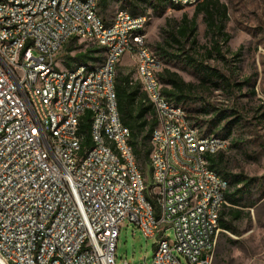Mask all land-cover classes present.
<instances>
[{"label":"built area","instance_id":"1","mask_svg":"<svg viewBox=\"0 0 264 264\" xmlns=\"http://www.w3.org/2000/svg\"><path fill=\"white\" fill-rule=\"evenodd\" d=\"M197 0H173L182 7L195 6ZM94 0H0V37H7V53L12 59L15 44H26L19 61L4 67L0 61V241L5 256L16 264H116L119 231L125 221L135 224L145 238L154 239V252L145 264H212L218 232L216 205L223 200L225 185L211 175L206 145L224 144L210 134L193 138V130L170 125L163 120L156 129L155 148L149 155L152 173L150 194L153 200L139 196L138 183L127 186L120 181L119 166L113 162L109 147L101 137L92 155H84L82 140L73 146L43 143L37 127L55 123L58 116L47 114L50 88L60 86V70L55 60L66 42L84 37L69 15H79L91 29L101 32V44L112 43L103 71L91 74L90 82L80 84L81 71L60 90L59 107L67 109V124L56 136L76 135L73 116L78 108L95 105L100 111L97 88L111 96L113 133L121 127L114 113L115 73L121 58L130 54L136 62L137 78H145L142 91L149 96L155 116L158 104L169 109L162 87L152 85L158 74L159 56L137 49L149 20L126 18L118 10L113 29H104L93 18ZM143 27V35L135 28ZM97 56V55H96ZM41 79V86H34ZM80 147V155H73ZM123 147V145H122ZM127 169H131L127 152ZM52 161V169H44ZM152 163H160V172H152ZM176 168L196 173V181L176 176ZM145 179V176H144ZM127 194H134L142 212L127 206ZM178 231L171 241L168 230ZM125 264H130L125 262Z\"/></svg>","mask_w":264,"mask_h":264},{"label":"rangeland","instance_id":"2","mask_svg":"<svg viewBox=\"0 0 264 264\" xmlns=\"http://www.w3.org/2000/svg\"><path fill=\"white\" fill-rule=\"evenodd\" d=\"M228 7V21L226 30L231 38L228 44H224L225 60L218 57L206 59L205 64L217 68L232 82H241V88L221 87L215 89L207 85L204 97L213 106L226 109L231 115L229 120L240 118L232 129V134L226 141L227 166L231 173H242L247 178H255L252 197L257 201L249 212L251 218L245 217L237 223L240 236L225 232L220 229L217 236L215 256L217 252L223 255L231 254L237 262L246 252L252 256L251 264H264V0H220ZM122 0H112L104 13L106 23L110 24L118 10L121 9ZM195 6H185L180 10L167 8L162 15H156L150 7L145 11L149 15L146 26L148 46L157 54V46L169 48L167 41L171 42V32L177 27L184 14L192 18ZM196 38L201 46L199 52L203 53V47L210 46V37L207 33V25L203 14L197 17ZM183 42L184 40L180 38ZM188 42V41H187ZM177 47V44L171 42ZM189 46V42L186 43ZM229 47L230 53L226 52ZM88 48H97L92 41L82 38H73L66 42L57 54V64L62 69L67 64L74 65L83 61L77 59L76 54L85 52ZM239 52V55L235 54ZM204 56L205 53H203ZM99 61L103 53H97ZM125 59H128L126 56ZM163 61V67L165 62ZM103 61V60H102ZM101 61V62H102ZM100 62V63H101ZM94 64L93 62H91ZM127 65L119 64L118 68H124L125 72L133 73L136 69L134 57H131ZM64 67V68H63ZM170 68L178 71L187 81L198 82L197 72L186 65L184 61H175ZM120 77V69H118ZM195 110L200 109V103L190 105ZM184 108V107H183ZM185 109V108H184ZM186 110V109H185ZM188 113V112H187ZM199 115L198 112H194ZM193 113V114H194ZM189 114V113H188ZM192 114V115H193ZM204 117V116H203ZM202 118V116H200ZM205 118V117H204ZM224 123L215 131L202 134H215L223 136L226 130ZM207 128L204 127L205 131ZM223 138V137H222ZM145 176L146 183L152 184V173L145 162L138 164ZM171 241H174L175 233L171 229L167 232ZM230 240L235 241L231 243ZM154 239L145 238L134 223L125 221L119 231L116 254V264H145L150 261L154 252ZM239 249V250H238ZM184 264H188L186 258L177 253ZM215 258V257H214ZM248 264V263H247Z\"/></svg>","mask_w":264,"mask_h":264},{"label":"trees","instance_id":"3","mask_svg":"<svg viewBox=\"0 0 264 264\" xmlns=\"http://www.w3.org/2000/svg\"><path fill=\"white\" fill-rule=\"evenodd\" d=\"M112 0L98 1V14L104 19V13ZM121 9L130 12L133 15L146 13L145 8L150 7L156 15H162L167 8L171 7L177 10L183 7L173 3L171 0H122ZM203 14L204 21L207 25V33L210 37V46L207 48L202 46L206 56L199 52L201 47L196 38L197 17ZM228 7L220 0H202L195 6L192 18H188L187 14L173 28L171 32V42L167 41L170 49L157 46L159 51L157 55L165 62V67L159 72V78L163 85L162 91L165 97L173 104L185 108L192 124L199 127L204 133L215 131L222 126L225 131L223 139L227 140L232 134L233 127L240 118L229 120L231 115L226 109H220L204 97L207 85L215 89L221 87L241 88V82L231 81L225 74L217 68L205 64L206 59L218 57L225 60L224 44H228L231 35L226 30L228 21ZM181 39L184 41L182 42ZM189 42V46L186 43ZM99 48L88 49L85 52L76 54L77 59L95 60ZM226 52L230 53L229 47ZM239 55V52L235 54ZM184 61L197 72L198 82L187 81L182 75L170 68L173 63ZM69 64V63H68ZM131 73L117 76L115 84L117 92L118 109L123 124L131 130V145L136 155L137 163L145 162L150 168L149 155L151 152V135L157 126L152 104L149 102L146 94L142 91L139 83L130 85ZM200 103V109L195 110L190 105ZM183 108V109H184ZM194 112H198L196 115ZM194 113V114H193ZM193 114V115H192ZM202 116V118H200ZM205 118H204V117ZM90 112L87 111L81 120L79 133L82 134V149L90 148L92 138L90 134ZM207 129L204 131L203 128ZM213 134V133H212ZM221 148L216 153L208 154L210 167L216 170L220 175L228 180V189L226 191V204L220 214L219 226L226 230L236 231V224L243 219L246 214L244 211L256 204V200L252 197L255 178H247L242 173H231L228 170L226 150ZM141 169V168H140ZM142 171V169H141ZM148 198L153 200L150 194L152 185L146 183Z\"/></svg>","mask_w":264,"mask_h":264},{"label":"bare ground","instance_id":"4","mask_svg":"<svg viewBox=\"0 0 264 264\" xmlns=\"http://www.w3.org/2000/svg\"><path fill=\"white\" fill-rule=\"evenodd\" d=\"M77 2H89V0H76ZM98 1L94 0L93 6V18L96 23L99 25H104V29H113L114 21L110 24L106 23L102 17L98 14ZM173 2V0H171ZM202 0L195 1V5L201 2ZM123 16L126 18H140L141 14L133 15L126 10H122ZM117 15V13H116ZM116 15L114 20H116ZM69 23H74L75 27L81 31L84 40H91L97 45L101 46L105 51L104 60L98 66H90L88 63H77L72 67L62 69L58 66L57 60H55V69L60 70V86H53L50 88V99L47 103V114H52L58 116L55 123H50L48 127L39 126L37 127V135L42 137L43 143H50L52 145L60 146H73L77 143H80V140H83L82 134L79 133L80 123L87 111L90 112V134L92 138V145L90 148L84 149V155H92V151H95L98 146V137L97 134L102 139L104 147H109L111 153L113 154V162L117 163L119 166L120 181L126 183L127 186H134V183H138L139 196H146V180L141 169L138 166L136 155L134 153L133 147L130 143L131 131L126 127L122 120L118 109L117 102V92L114 85V94L115 103H114V113L121 127V137L122 145L119 142V135L112 132V112H111V96L104 92V88L96 89V96H99L100 111L95 110V105H87L78 108V112L73 116V129H75L76 135H62L56 136L58 134L59 128H63L67 124V109L59 107V97L60 90H67L68 80H72V77H75L81 71L80 74V84H87L90 82L91 74L99 73L103 71V66L108 64V54L109 50H112V43H102L101 44V32L91 29V26L88 21L82 19L79 15H69ZM135 35H143V27L135 28ZM137 49H147L148 55H156V53L148 46L147 35H143L142 41L137 42ZM8 42L7 37H0V61L4 67H11L12 61H19V54H24L26 52V44H15L14 53H12V59L7 53ZM160 65H163V61L159 58ZM163 67L158 68V74H152V85H159V72ZM116 79V73H115ZM142 85L146 86V79L140 78ZM160 84L161 81H160ZM34 86H41V79H34ZM149 100V96H147ZM169 102V109L176 110L178 116H172V112H165V104H158V115L161 117H156L157 126L154 128L151 135V144L152 148H155V137L156 129H162L163 120H170V125L173 126H182V117L186 118V127L188 130H193V138L202 139L201 131L192 124L191 120L188 117V114L185 109ZM211 137L216 140H224V144H215V145H206L203 147V154H213L216 153L221 148H225L226 141L222 137H219L215 134H211ZM130 159L131 169L134 171L135 176L131 171L127 169V155ZM73 155H80V147H73ZM44 169H52V161H44ZM152 172H160V163H152ZM211 175L214 176L220 184L225 185V191L228 189V180L220 175L216 170L211 168ZM176 176L184 177L189 181H196V173L187 172V168H176ZM223 200L226 202V192H223ZM225 203H219L216 205V212L221 213ZM127 206L132 210V212H142V205L139 204L138 199L134 194H127ZM218 227H219V218H218ZM175 238L178 240V231H174ZM0 264H16L14 263L13 256H5V246L3 242L0 241Z\"/></svg>","mask_w":264,"mask_h":264},{"label":"crops","instance_id":"5","mask_svg":"<svg viewBox=\"0 0 264 264\" xmlns=\"http://www.w3.org/2000/svg\"><path fill=\"white\" fill-rule=\"evenodd\" d=\"M196 6V5H195ZM88 41H91V40H88ZM93 42V41H92ZM94 43V42H93ZM95 44V46L97 47V48H99L100 49V51L98 52V53H100V52H102L103 53V58H102V60H104V57H105V51H104V49L101 47V46H99V45H97L96 43H94ZM88 49H96V48H88ZM87 49V50H88ZM97 54H95V56H96ZM128 57V59H125V57ZM98 57V56H97ZM131 57H133L132 55H130V54H125L122 58H121V60H120V62L118 63V66H119V64H122V65H127L126 63L129 61V60H131ZM160 58V57H159ZM161 59V58H160ZM101 60V61H102ZM101 61H99V59L97 58V59H95V60H91V59H88V60H83V61H81V62H83V63H88L90 66H98L99 64H100V62ZM81 62H77V63H81ZM91 62H95L94 64H92ZM76 63V64H77ZM136 63V62H135ZM59 65V64H58ZM75 65V64H74ZM74 65H72V66H74ZM71 66V64H67V66H64V67H72ZM118 66H117V71H118V69H120V77L123 75V74H128V73H130V72H125V70H124V68L122 69V68H118ZM63 67V68H64ZM117 76H118V72L116 73V79H115V84H116V82H117ZM136 83H139L141 86H143L142 85V81H141V79L140 78H137V74H136V69H135V71L133 72V73H131V76H130V85L131 86H134V84H136ZM131 131V130H130ZM131 140V139H130ZM131 143V142H130ZM226 204V203H225ZM224 204V205H225ZM224 207V206H223ZM248 209V208H247ZM250 209V208H249ZM223 210V209H222ZM248 210H246L245 209V215H244V217H243V219L247 216V217H249V219L251 218V216H250V214H249V212H247ZM220 219V218H219ZM243 219H241V220H239L237 223H239L240 221H242ZM237 223L236 224H234L235 226H236V233L235 232H233V231H231V230H226V229H223L222 227H220L219 226V228L220 229H222V230H224L225 232H229V233H231V234H234V235H239L240 236V234H241V232H240V230L238 229V226H237ZM230 242L231 243H235V241H233V240H230ZM153 247H154V243H153ZM239 250V249H238ZM252 260H253V258H252V256L251 255H249V253L248 252H246V249H245V255H243V256H241V258L237 261V262H235V259H234V257L233 256H231V254H226V255H223V254H221L220 252H217L216 253V256H215V258H214V260H213V263L212 264H251L252 263Z\"/></svg>","mask_w":264,"mask_h":264}]
</instances>
